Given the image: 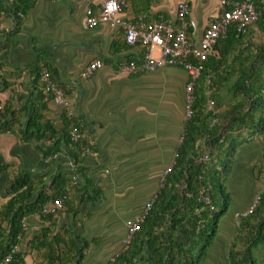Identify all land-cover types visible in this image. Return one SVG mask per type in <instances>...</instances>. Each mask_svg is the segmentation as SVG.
<instances>
[{
	"label": "crops",
	"instance_id": "crops-1",
	"mask_svg": "<svg viewBox=\"0 0 264 264\" xmlns=\"http://www.w3.org/2000/svg\"><path fill=\"white\" fill-rule=\"evenodd\" d=\"M102 1L34 0L14 31L8 10L13 0H0V122L9 124L0 133V209L11 196L6 190L17 174L31 179L29 202L36 200L37 191L46 189L57 175L64 178L66 192L53 215L32 213L22 219L16 245L20 264H58L53 259L60 252H69L65 246L71 242L84 246L79 264H107L125 250L124 221L143 214L153 199L158 201L154 202L156 208L160 206L161 192L173 191L176 186L173 179H168L171 173L164 177V170L174 163L182 139L187 73L180 66L151 72L122 70V64L140 58L142 48L126 46L121 31L109 22L95 27L84 25L85 10L95 14ZM179 2L187 3L186 34L196 42L219 12V0H123L119 15L132 22L138 17L146 21L173 20ZM259 47L264 48V30L251 26L240 41L227 47L229 54L224 51L212 66L223 76L218 87L205 93L206 103L215 101L219 114L213 117L212 133H218L216 126L223 123L225 115L244 102L243 96L233 94L232 84L239 70L249 67ZM156 52L153 50V54ZM235 53L249 60L241 63L234 58ZM94 60L100 61L101 67L80 78V72ZM44 68L51 82L63 89L72 120L92 142L93 155L79 154L76 166L61 142L68 132L64 109L40 98L38 77ZM41 104L42 121L54 134L35 139L24 134V126ZM247 107L248 103L244 110ZM231 134L239 142L224 180L229 206L219 216L200 264H231L229 249L239 257L248 245L243 238L253 235L258 221L242 214L264 193L260 172L264 133L256 135L242 127ZM207 139L202 136L196 140L198 153L208 155L207 160H200L198 154V161L212 157ZM55 141L59 142L58 152L44 156L45 149ZM0 227L6 230V223L0 221ZM44 230L46 247H33L34 238ZM262 234L263 240L250 249L255 264H264V230ZM55 238L60 240L57 246ZM146 238L143 229L129 242V249H135L141 241V255L132 259L134 264L149 255ZM174 240L186 242L179 231Z\"/></svg>",
	"mask_w": 264,
	"mask_h": 264
},
{
	"label": "trees",
	"instance_id": "trees-1",
	"mask_svg": "<svg viewBox=\"0 0 264 264\" xmlns=\"http://www.w3.org/2000/svg\"><path fill=\"white\" fill-rule=\"evenodd\" d=\"M33 2L34 0H13L12 6L8 10L12 17L14 31L19 25L20 17H23L32 7ZM255 7L258 11V18L247 29L255 26L257 29L264 30V5L256 2ZM243 34L236 30L234 24H230L225 36L218 39L214 45L217 54L208 56L206 61L201 62L203 69L198 78V80L200 79V86L197 85L198 80L195 82L197 90L194 87L192 116L184 123L181 143L170 171L171 178L167 177L171 181L173 179L176 186H174L173 191L161 192L159 198L163 203L156 208L155 204L158 201L155 199L154 202L156 203L153 202L150 212L144 216L140 229L137 231L145 229L146 243L150 251L148 257L143 259L140 264H200L214 234L216 222L229 206V193L224 180L229 169L230 158L239 142L231 134V131L247 127L256 135L264 133L263 47H259L256 57L253 58V55L250 60L245 57L241 58L240 52L233 55L241 63H245L244 59L251 62L249 67L239 70V75L232 84L233 94L243 96L244 102L225 115L222 120L223 123L216 126V129H219L218 133H212V130H210L215 125V122L211 124L213 119L218 118L219 114L216 111L215 101L212 107L208 105V101L206 103L205 93L213 87H218L219 78L220 76L223 77L212 66L216 65L217 61L223 57L224 51L225 55L229 54L230 51L227 50V47L230 48L238 40L240 41ZM40 98H43V96L41 95ZM247 103L248 107L244 110ZM43 109L44 105H39V108H35L27 119L24 126L26 136L40 139L44 134L47 135V138H51L54 134L52 127L47 122L42 121L40 112ZM8 125V123L0 122V133L5 131ZM202 136L208 137L206 140L207 146L214 154L211 153L212 157L210 156L208 161H198L201 152L198 153L197 148L199 146L196 144V140L202 138ZM61 142L66 146V155L76 166L80 154L78 143L70 142L67 134ZM58 144V141L53 142L50 147L45 149L43 155L47 156L58 152ZM260 166V172L264 176V168L262 164ZM30 180V177L26 174H17L8 183L6 192L11 196L0 209V221H4L7 226L6 230L0 227V264L22 263L20 254L16 251L10 254L11 250L16 247L18 238L21 235L22 219L32 213H37L43 217L53 215H42L40 210L57 199L62 201L66 194L64 191L65 180L57 175L53 177L52 182L46 189L40 188L37 191L36 200L29 202L32 193ZM213 185L217 187L219 206H215L214 211H211L207 205L200 201L199 192L202 189L210 191ZM257 201L254 210L247 214L250 217L258 218L254 233L243 238L248 245L242 250L239 257L234 256L235 252L231 248L229 249L231 264H255L250 255V249L263 240L264 193L259 196ZM178 231L180 236L185 237V243L174 240ZM46 233L47 231L44 230L34 238L33 242L35 244H33V247H46L43 242ZM248 233L250 231H247ZM53 240L57 246L60 240L57 238ZM47 247L49 248V246ZM65 248L70 251L67 253L60 252L59 257H55L52 262L69 264L73 261L74 264H79L84 246L77 247L71 242L70 246H65ZM52 249L50 250L52 251ZM141 251L140 241L135 249L127 247L122 253L118 254L111 264H134L132 259L139 257ZM7 255H10V260L4 263Z\"/></svg>",
	"mask_w": 264,
	"mask_h": 264
},
{
	"label": "built area",
	"instance_id": "built-area-1",
	"mask_svg": "<svg viewBox=\"0 0 264 264\" xmlns=\"http://www.w3.org/2000/svg\"><path fill=\"white\" fill-rule=\"evenodd\" d=\"M256 2L264 5V0H219V12L204 27L199 40L196 42L191 41L186 34V2L176 4L173 20L160 21L159 19H155L146 21L143 17H138L132 22L119 15L120 4L123 3V0H103L95 14H92L90 9L85 10L84 25L86 27H95L99 23L109 22L121 31L123 42L126 46H139L142 48V54L138 60H128L121 65V69L124 71L151 72L159 67L180 66L183 68L187 73L183 113L184 119L188 120L192 116L195 82L200 77L203 69L201 62L206 61L208 56H215L217 54L214 45L218 39L225 36L230 24H234L237 31L244 33L247 27L257 20L258 11L255 7ZM155 49L157 52L153 54V50ZM101 65L100 61H91L80 72L79 77H88L94 70L99 69ZM38 80L40 83V93L44 99H50L55 105L62 106L64 109L65 117L68 120L67 136L69 141L78 143L81 155L92 156V142L86 140L78 125L72 120V112L63 89L51 82L49 73L45 68L40 71ZM213 104L214 101L209 99L208 105L212 107ZM199 159L207 160V153H202ZM261 164L264 168V152ZM172 166L173 163L164 170V177L171 173ZM199 193L200 201L207 205L211 211H214L215 203L210 191L202 189ZM257 200L251 204L242 216L250 214L254 210L258 202ZM153 202L154 199L146 205L143 214L140 216L124 221L125 234L122 239L124 249L128 247L133 234L140 229L143 218L150 212ZM61 203L62 201L57 199L49 206L45 205L40 212L42 215L54 214L61 207ZM15 251L16 247L11 250L10 254ZM8 260H10V255L5 257L4 263L8 262ZM113 260L114 258L107 264H111Z\"/></svg>",
	"mask_w": 264,
	"mask_h": 264
},
{
	"label": "rangeland",
	"instance_id": "rangeland-1",
	"mask_svg": "<svg viewBox=\"0 0 264 264\" xmlns=\"http://www.w3.org/2000/svg\"><path fill=\"white\" fill-rule=\"evenodd\" d=\"M210 193L212 195L213 202L215 203V206H219V196H218V191H217L216 185L212 186Z\"/></svg>",
	"mask_w": 264,
	"mask_h": 264
}]
</instances>
